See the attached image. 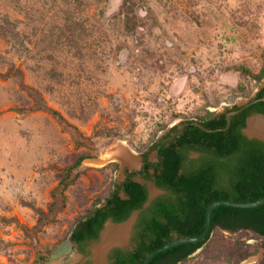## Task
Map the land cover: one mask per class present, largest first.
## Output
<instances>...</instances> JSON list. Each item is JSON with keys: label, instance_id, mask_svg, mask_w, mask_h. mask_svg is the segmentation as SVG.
I'll return each mask as SVG.
<instances>
[{"label": "rangeland", "instance_id": "374dc122", "mask_svg": "<svg viewBox=\"0 0 264 264\" xmlns=\"http://www.w3.org/2000/svg\"><path fill=\"white\" fill-rule=\"evenodd\" d=\"M133 1L130 11L124 0H0V264H37L41 255L48 264L86 262L70 241L73 226L141 162L119 169L98 158L121 143L140 157L173 128L227 112L263 87L243 69L264 68V0ZM12 68L19 73L7 76ZM38 103L91 137L89 146ZM84 154L65 209L38 227L36 209L48 210ZM107 245L105 237L90 244L92 264H112ZM248 248L254 254L240 264H264V238L218 229L178 264H235Z\"/></svg>", "mask_w": 264, "mask_h": 264}, {"label": "trees", "instance_id": "16d2710c", "mask_svg": "<svg viewBox=\"0 0 264 264\" xmlns=\"http://www.w3.org/2000/svg\"><path fill=\"white\" fill-rule=\"evenodd\" d=\"M133 6V0H124V10L132 11ZM243 71L259 82L264 80V68L259 74H253L248 69ZM18 73L12 68L6 75L16 76ZM263 96L264 86L257 92L256 99ZM35 109L47 112L57 119L78 145L89 146L92 138L84 136L60 112L39 103ZM236 109L238 106L234 105L228 111ZM253 114H264V102L258 101L233 117L226 131L207 132L197 126L188 125L169 146L161 148L163 162L159 163L156 178L148 177L155 181L157 187L169 191L166 197L157 198L144 209L148 201L146 185L129 180V184L124 187L126 198L113 190L106 199V205L102 206V203L95 206L77 221L70 232V241L82 254L90 256V242L99 239L109 218L118 223L124 222L135 211L140 210L131 239L134 249L117 248L112 250L109 257L113 260L112 264H142L150 253L176 239L201 235L206 225V209L213 202L223 199L250 202L263 198L264 142L250 139L243 133L248 117ZM197 122L209 130L227 126L226 115L215 112H208V115ZM177 129L175 127L172 131ZM194 152L200 156L191 158ZM88 158L89 155H81L64 171L58 185L51 192L52 201L47 211L36 209L40 215L38 227L54 223L57 215L65 209L66 192L79 177L77 169ZM115 167L118 164L115 163ZM218 229L232 232L252 231L264 238V205L255 208L217 207L212 215L210 233L204 241L170 249L154 257L149 264H178L188 259L202 249ZM253 254L248 248L245 254L236 259L235 264H240ZM49 262L46 255H41L37 264ZM228 264L233 263L228 261Z\"/></svg>", "mask_w": 264, "mask_h": 264}, {"label": "water", "instance_id": "95a60500", "mask_svg": "<svg viewBox=\"0 0 264 264\" xmlns=\"http://www.w3.org/2000/svg\"><path fill=\"white\" fill-rule=\"evenodd\" d=\"M263 86H264V83H263ZM258 101L264 102V96L262 98H260V99H256V95H255L254 97H252V98H250V99L238 104L237 105L238 109L232 110V111L223 112V113L226 114V121H227V126L226 127L219 128V129H216V130H209V129L205 128L200 122H197V121L187 122V123H184V124L180 125L179 129H178V132L176 134H173L171 138L175 137L176 135L181 134L182 131L185 129V127H187L188 125L197 126L200 129H203L204 131H207V132H210V131H226L230 127L232 118L234 116L240 114L243 110H245L246 108L252 106L253 104H255ZM255 117H258L259 120L264 122V114L252 115L248 119L246 127L243 129V133H244L245 136H247L250 139H257V140H261V141L264 142V138L263 137H261L259 135H252L249 132L250 123L252 121H255ZM128 150L131 152V154H133L134 156H136L138 159L141 160V157H138L131 149L128 148ZM159 152H160V148L155 153L159 155ZM113 161L119 162L121 164V167L124 168L125 165H123V163L120 160H111L110 162H113ZM140 182L143 183V181H141V180H140ZM148 185H149V188H153V189L158 191L157 187L153 183H149ZM122 196H124V194ZM154 197H155V195L151 192V189H150V198H149L148 202L145 204V206H144L145 208L150 205V203L154 199ZM262 205H264V197L259 199V200L250 201V202H238V201H234V200H225V199L215 201L211 205H209L207 207V209H206V225H205V229H204V231H203V233L201 235H199L197 237H185V238L176 239V240L172 241L171 243H169V244H167V245H165V246L153 251L152 253H150L144 259L142 264H149V262L154 257H156L157 255H159V254H161L163 252H166V251H168L170 249H173L175 247H178L180 245L190 244V243H198V242L204 241L207 238V236H208V234L210 233V230H211V221H212L213 212L219 206H231V207H236V208H255V207L262 206ZM140 212H141L140 210L135 211L128 220H126L124 222H120V223L115 222L112 218L108 219L107 222L104 225L103 230L100 232L101 239L102 240L104 239L107 227L109 225L121 226V225H124V223L126 222L125 224H128V223L131 224V230H132L133 226H134V224L136 222V219L138 218ZM129 239H130V235L128 236L126 244L129 243ZM124 245L125 244H122V245L121 244L107 245L108 247L106 248L105 253H104L105 257L108 256V253L113 248L118 247V246H122L123 247ZM133 249H134V247L131 246L130 250H133ZM247 261H251L249 264H252V263L255 262L252 259L251 260H247Z\"/></svg>", "mask_w": 264, "mask_h": 264}, {"label": "flooded vegetation", "instance_id": "af4514ba", "mask_svg": "<svg viewBox=\"0 0 264 264\" xmlns=\"http://www.w3.org/2000/svg\"><path fill=\"white\" fill-rule=\"evenodd\" d=\"M244 111V110H243ZM222 114H225V113H221L219 115H222ZM226 115V114H225ZM239 115V114H238ZM253 115H258V114H253ZM237 116V115H236ZM252 116V115H251ZM250 116V117H251ZM235 117V116H234ZM248 117V119L250 118ZM247 119V121H248ZM247 121H246V124H247ZM186 128V127H185ZM179 129V127H178ZM178 129L175 130V131H170L167 136L165 138H162L160 139L157 143L158 146L156 148H152L151 150H147L145 151L144 153L141 154V162H140V166L138 168H133V169H129L127 168V170L124 172V179L120 182H118L114 188V191L119 193L121 195V197L123 198H126V194H125V191H124V187L126 185L129 184V180H135L139 183L140 180L143 181V185H146L147 189H148V200L150 198V188H149V183H153L156 187V183L154 180H150L148 177L150 176L152 179H155L156 178V174L158 173L157 170L159 169V163L160 162H163V157L161 156L160 152H159V155L155 153V159L154 160H151L150 158V154L152 152H156L159 148L161 150V148L163 146H169V144L171 143V141H173L176 137L180 136L181 134L179 135H176L175 137L171 138L173 134H176L178 132ZM184 131V130H183ZM182 131V132H183ZM261 141V140H259ZM263 142V141H262ZM156 143V144H157ZM119 159V158H118ZM120 160V159H119ZM121 161V160H120ZM122 162V161H121ZM116 164H118V168L120 169L121 167V164L119 162H116ZM158 190L164 192L163 195L161 196H157V197H154V199L151 201L150 205L159 197H166L168 194H169V191L165 190V189H161L159 187H157ZM124 194V196H122ZM148 202V201H147ZM106 205V201L103 203L102 206ZM149 205V206H150ZM148 206V207H149ZM147 208V207H146ZM145 209V207H144ZM141 213V212H140ZM140 216V214H139ZM139 216L138 218L136 219V222L133 226V229L131 230V234H130V239H129V245L125 246V247H115L113 248L112 250L114 249H117V248H121V249H129L130 250V245L132 244L131 243V239H132V236L134 234V231H135V228H136V225H137V222H138V219H139ZM110 219V218H109ZM93 241L90 242V244L92 243ZM78 250V249H77ZM112 250L108 253V256H107V259L113 263V260L110 259V253L112 252ZM79 251V250H78ZM89 251L91 253V250H90V246H89ZM80 252V251H79ZM81 253V252H80ZM84 255V254H83ZM85 258H86V262L82 263V264H92V261H91V256H86L84 255ZM81 264V263H79Z\"/></svg>", "mask_w": 264, "mask_h": 264}, {"label": "bare ground", "instance_id": "6f19581e", "mask_svg": "<svg viewBox=\"0 0 264 264\" xmlns=\"http://www.w3.org/2000/svg\"><path fill=\"white\" fill-rule=\"evenodd\" d=\"M260 126H258L254 121L250 123L249 132L252 135H259L264 138V122L261 120L259 121ZM127 146H125L123 143L118 144L114 148L111 149V151L107 154L106 158H98V164L104 165L111 160H121L123 165H129V166H136L139 163V160L136 156L129 153ZM117 157V158H115ZM119 158V159H118ZM131 230V224H124L121 226L114 227L112 225H109L107 227V231L105 234V238L109 240V245H117V244H124L127 242V235L129 231ZM104 251L103 248H100L98 251V254ZM104 253V252H103ZM101 255V254H100ZM249 262H244L242 264H248Z\"/></svg>", "mask_w": 264, "mask_h": 264}, {"label": "crops", "instance_id": "0c3cea01", "mask_svg": "<svg viewBox=\"0 0 264 264\" xmlns=\"http://www.w3.org/2000/svg\"><path fill=\"white\" fill-rule=\"evenodd\" d=\"M54 264H56V263H54ZM58 264V263H57ZM59 264H61V262H59Z\"/></svg>", "mask_w": 264, "mask_h": 264}]
</instances>
